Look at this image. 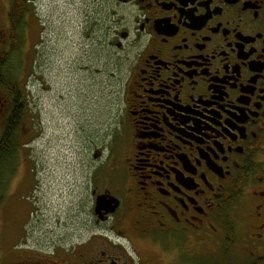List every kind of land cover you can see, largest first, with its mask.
I'll return each instance as SVG.
<instances>
[{
    "label": "flooded vegetation",
    "instance_id": "obj_1",
    "mask_svg": "<svg viewBox=\"0 0 264 264\" xmlns=\"http://www.w3.org/2000/svg\"><path fill=\"white\" fill-rule=\"evenodd\" d=\"M98 3L102 31L92 22L87 37L110 111L79 174L87 213L74 241L18 250L28 166L13 264H191L219 245L248 255L234 264L263 258L264 0Z\"/></svg>",
    "mask_w": 264,
    "mask_h": 264
},
{
    "label": "rangeland",
    "instance_id": "obj_2",
    "mask_svg": "<svg viewBox=\"0 0 264 264\" xmlns=\"http://www.w3.org/2000/svg\"><path fill=\"white\" fill-rule=\"evenodd\" d=\"M98 1H29L20 52L26 66L20 80L26 115L19 127L15 174L10 182L8 179L0 204V264L14 261L15 255L10 253L17 240L13 222L27 208L19 206L14 197L31 185L28 166L34 168L36 186L31 187L33 208L25 230L22 222L17 226L18 236L25 239L18 250L41 252L46 245L74 241L76 228L86 216L88 205L79 174L91 160V140L99 143L108 130L110 111V102L103 96L107 76L103 50L87 37L92 22L96 21L95 37L102 31L103 10ZM10 4L11 0H0V32L4 31L0 51L9 45ZM8 105L7 101L0 103V133ZM198 252L191 264L218 262L224 257L232 263L249 260L235 246L225 249L219 245L214 252Z\"/></svg>",
    "mask_w": 264,
    "mask_h": 264
},
{
    "label": "trees",
    "instance_id": "obj_3",
    "mask_svg": "<svg viewBox=\"0 0 264 264\" xmlns=\"http://www.w3.org/2000/svg\"><path fill=\"white\" fill-rule=\"evenodd\" d=\"M30 0H11L8 9L9 45L0 51V88L4 90L8 102V111L3 123L0 137V204L4 198L8 179L15 173L19 150V127L26 113V99L20 87V80L26 71L23 58L20 56L24 45V30L26 15L30 12ZM264 257L251 263L262 264ZM201 264H234L232 262L219 261ZM238 264V263H236Z\"/></svg>",
    "mask_w": 264,
    "mask_h": 264
},
{
    "label": "bare ground",
    "instance_id": "obj_4",
    "mask_svg": "<svg viewBox=\"0 0 264 264\" xmlns=\"http://www.w3.org/2000/svg\"><path fill=\"white\" fill-rule=\"evenodd\" d=\"M26 115V114H25Z\"/></svg>",
    "mask_w": 264,
    "mask_h": 264
}]
</instances>
